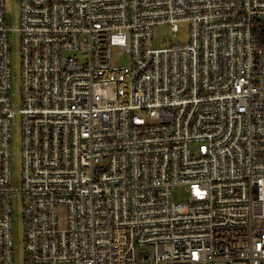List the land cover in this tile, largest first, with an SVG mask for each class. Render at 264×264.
I'll return each mask as SVG.
<instances>
[{
	"label": "built area",
	"instance_id": "1",
	"mask_svg": "<svg viewBox=\"0 0 264 264\" xmlns=\"http://www.w3.org/2000/svg\"><path fill=\"white\" fill-rule=\"evenodd\" d=\"M18 2L15 110L0 0V264L16 195L23 264H264V0ZM179 23L186 42L154 45Z\"/></svg>",
	"mask_w": 264,
	"mask_h": 264
},
{
	"label": "rangeland",
	"instance_id": "2",
	"mask_svg": "<svg viewBox=\"0 0 264 264\" xmlns=\"http://www.w3.org/2000/svg\"><path fill=\"white\" fill-rule=\"evenodd\" d=\"M19 0H4V19L7 27L12 30L9 36V54H10V90L9 99L13 109L20 107V81H19ZM177 33H173L167 25L155 26L153 29V43L157 47H163L170 43H184L188 38V24L179 23ZM112 62L118 65H125L124 56L115 57L112 55ZM194 148V146H192ZM20 122L18 115H15L11 125L10 138V169L11 185L19 187L20 183ZM11 217H12V237H13V262L14 264H23L24 254V232L22 222V204L20 196L16 195L11 198ZM59 225L64 226L65 212L59 210Z\"/></svg>",
	"mask_w": 264,
	"mask_h": 264
}]
</instances>
